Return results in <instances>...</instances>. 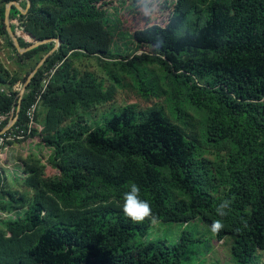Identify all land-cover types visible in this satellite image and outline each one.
I'll return each instance as SVG.
<instances>
[{"label":"trees","instance_id":"1","mask_svg":"<svg viewBox=\"0 0 264 264\" xmlns=\"http://www.w3.org/2000/svg\"><path fill=\"white\" fill-rule=\"evenodd\" d=\"M29 1L25 14L9 15L11 28L18 21L29 38L20 47L54 38L60 45L26 86L15 125L57 66L35 114L39 128L24 139L38 138L49 155L47 164L33 153L18 157L23 177L13 184L0 171V211L18 216L0 222V264H183L194 234L182 230L172 246L142 241L153 224H135L122 211L131 183L158 222L200 218L211 228L221 219L214 236H233L232 256L250 264L264 251V0H173L162 23L132 33L137 51L115 58L103 24L114 0ZM10 2L24 10L26 1L0 0V35L26 67L24 82L55 43L18 54L4 26ZM85 59L103 66L106 89ZM150 65L159 76L145 75ZM123 77L152 105L128 104L88 125L85 114L114 102ZM19 80L0 63L8 90L1 129ZM225 200L228 215L219 217Z\"/></svg>","mask_w":264,"mask_h":264},{"label":"rangeland","instance_id":"2","mask_svg":"<svg viewBox=\"0 0 264 264\" xmlns=\"http://www.w3.org/2000/svg\"><path fill=\"white\" fill-rule=\"evenodd\" d=\"M172 4L173 0H114L112 4L105 8V15L103 17V24L110 34L108 56L115 58L133 55L139 48V44L133 40L132 33L145 24L162 23L171 10ZM10 11L12 14H17L18 12L15 7H12ZM14 58V52L7 47L4 38L0 35V63L11 75H17L21 79L15 84L16 86L13 90L20 94L26 83V81L23 82L22 80L26 67L22 65L18 66ZM83 62L92 73L97 75L104 89H106L111 82L106 80L103 66L95 59H85ZM145 69L147 71L145 75L152 74L153 77L160 75V70L156 65L146 66ZM121 81V84L117 88L114 102L100 106L85 114V122L88 125L91 127L101 126L105 123L106 118L114 113H118L123 106L128 104H136L139 108L152 105V100L146 101L138 95L137 89L131 79L123 77ZM19 88L21 90L18 91ZM162 102V99L154 101L155 104H162ZM39 120L42 122L43 118L41 117ZM33 139V141H30L31 139L27 138L22 143L13 144L5 152L4 159L0 161L1 170L5 171V175H7L10 182L15 183V181H19L22 178L21 166L17 162L18 157L33 153L39 156L44 164H47L46 160L49 151L44 150L43 153V150L41 151L38 145V138ZM46 172H49L48 166L46 167ZM17 217V213L3 214L0 211V222L7 219L14 220ZM182 230L191 231L195 239H197L196 242L188 247L183 264H238L231 254L233 236L228 235L218 241L212 233L211 228L204 224L200 218L194 219L185 225L174 222H158L151 226L146 237L141 240L164 239L172 246L179 241ZM250 264H264V251L256 252Z\"/></svg>","mask_w":264,"mask_h":264},{"label":"built area","instance_id":"3","mask_svg":"<svg viewBox=\"0 0 264 264\" xmlns=\"http://www.w3.org/2000/svg\"><path fill=\"white\" fill-rule=\"evenodd\" d=\"M10 22V21H9ZM14 25V32L18 36L19 39H23L24 41L28 42L29 38L27 35L24 34L23 28L19 25L18 21H13ZM57 66L54 68L49 69L44 73V78L41 82V88L39 92L37 93L34 102L26 109L25 111V118L24 121L19 124L15 125L16 122L9 126L11 123L12 115L14 107L12 108L11 114L9 116V121L4 126V128L1 129V126L3 124V121L6 119V116H0V161L4 159L5 152L12 147L13 144H19L22 143V141L30 135V133L33 131L35 127H38L35 120V114L38 110V107L40 105L41 95L45 91L49 80L51 76L53 75L54 71L56 70ZM16 85L12 86V91L14 90ZM21 90L20 88L18 91ZM8 92L7 86L0 84V96L2 94H6ZM21 93V91H20ZM19 96V95H18ZM20 98V96H19ZM39 128V127H38ZM4 214V213H3Z\"/></svg>","mask_w":264,"mask_h":264},{"label":"clouds","instance_id":"4","mask_svg":"<svg viewBox=\"0 0 264 264\" xmlns=\"http://www.w3.org/2000/svg\"><path fill=\"white\" fill-rule=\"evenodd\" d=\"M123 214L129 218L135 224H141L146 219L155 225L158 223V219L152 214L151 206L146 200L140 198V188L137 184L131 183L130 191L124 193L123 196ZM230 201L225 200L216 208V213L219 217H225L229 209ZM224 227L221 219L214 220L211 225V231L213 234L219 233Z\"/></svg>","mask_w":264,"mask_h":264},{"label":"water","instance_id":"5","mask_svg":"<svg viewBox=\"0 0 264 264\" xmlns=\"http://www.w3.org/2000/svg\"><path fill=\"white\" fill-rule=\"evenodd\" d=\"M26 1V7L24 10H22L19 6V4L17 2H10L8 3L5 8H4V26H5V30L8 34V37L10 38L13 47L15 48V50L18 52V54H23L27 51H30L32 49L37 48L38 46L50 43V42H54V46L53 48L42 57V59L38 62V64L36 65V67L33 69V71L29 74V76L27 77L26 83L24 85V87L21 90L20 93V98L17 102V105L14 107L13 110V115H12V119H11V123L9 126H12L18 118V114H19V106H20V101L21 98L24 94L25 88L28 85V83L30 82L31 78L37 73V71L42 67V65L44 64L45 60L47 59L48 56H50L51 54H53V52H55L57 50V48L60 45V40L59 39H44L41 41H34L31 45H29L26 48H21L19 45V38L18 36L15 34L14 30L11 28L10 26V22H9V15H10V10L12 7H15L19 12H21L22 14H25L27 12V10L30 7V1L29 0H25ZM25 35H27V33L25 31H23Z\"/></svg>","mask_w":264,"mask_h":264},{"label":"crops","instance_id":"6","mask_svg":"<svg viewBox=\"0 0 264 264\" xmlns=\"http://www.w3.org/2000/svg\"><path fill=\"white\" fill-rule=\"evenodd\" d=\"M18 95H20V94H18ZM7 151H8V150H7ZM6 167H7V166H6ZM6 167H5V168H6ZM1 168H2V167L0 166V171H3V170H1ZM20 171H21V170H20ZM20 174H21V172H20ZM4 175H5V171H4ZM21 175H22V174H21ZM5 177H6V179H7V182L13 184L12 182L9 181L7 175H5ZM22 177H23V175H22Z\"/></svg>","mask_w":264,"mask_h":264}]
</instances>
